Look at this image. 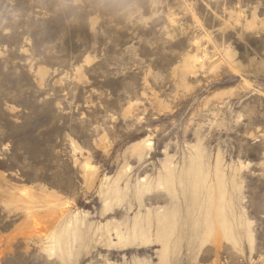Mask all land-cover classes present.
<instances>
[{
	"label": "rangeland",
	"instance_id": "obj_1",
	"mask_svg": "<svg viewBox=\"0 0 264 264\" xmlns=\"http://www.w3.org/2000/svg\"><path fill=\"white\" fill-rule=\"evenodd\" d=\"M0 264H264V0H0Z\"/></svg>",
	"mask_w": 264,
	"mask_h": 264
},
{
	"label": "bare ground",
	"instance_id": "obj_2",
	"mask_svg": "<svg viewBox=\"0 0 264 264\" xmlns=\"http://www.w3.org/2000/svg\"><path fill=\"white\" fill-rule=\"evenodd\" d=\"M194 165H195V164H194ZM196 165H197V164H196ZM170 177H171V176H170ZM169 180H170V179H169ZM192 182H193V181H192ZM199 182H200V181H199ZM190 183H191V182H190ZM200 183H201V182H200ZM167 184H168V183H167ZM199 193H200V192H199ZM222 204H223V203H222ZM220 221H221V220H220ZM166 230H167V229H166ZM166 230H165V231H166ZM168 233H169V232H168Z\"/></svg>",
	"mask_w": 264,
	"mask_h": 264
}]
</instances>
